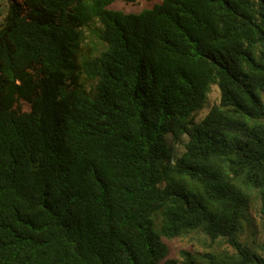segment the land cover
Wrapping results in <instances>:
<instances>
[{
    "label": "trees",
    "instance_id": "obj_1",
    "mask_svg": "<svg viewBox=\"0 0 264 264\" xmlns=\"http://www.w3.org/2000/svg\"><path fill=\"white\" fill-rule=\"evenodd\" d=\"M114 1L0 0V264H264V0ZM193 232L234 251L170 257Z\"/></svg>",
    "mask_w": 264,
    "mask_h": 264
},
{
    "label": "rangeland",
    "instance_id": "obj_2",
    "mask_svg": "<svg viewBox=\"0 0 264 264\" xmlns=\"http://www.w3.org/2000/svg\"><path fill=\"white\" fill-rule=\"evenodd\" d=\"M163 0H136L135 2H127L124 0H115L109 5V8L122 10L127 13L140 12L143 9L152 8L155 4L161 3ZM4 13V6L0 2V16ZM99 23H92L90 26L85 27L84 38L79 46L77 52V62L80 63L84 57H93L100 54L104 50V43L97 36V29ZM82 80L90 88L92 81L87 79L85 74ZM221 91L217 84L212 85L211 91L208 95V100L205 107L196 114L195 121H200L210 109L220 102ZM21 107L28 110L29 106L26 102H21ZM187 139V136L184 137ZM179 153L184 151V143L180 142L176 145ZM238 238L251 245L253 248H258V245L264 239V231L262 228V218L260 212V201L258 198L253 197L249 206L246 217L242 221L240 230L238 231ZM169 246V256L182 259L181 252L189 250L196 253H204L206 251L229 250L234 251L232 246L225 239H218L212 242L204 234L200 232H193L188 235L178 236L175 238H165Z\"/></svg>",
    "mask_w": 264,
    "mask_h": 264
}]
</instances>
